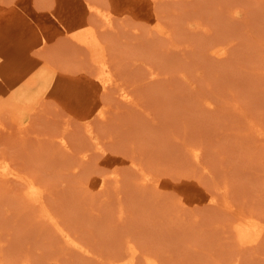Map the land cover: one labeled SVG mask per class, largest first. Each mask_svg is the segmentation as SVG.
I'll return each instance as SVG.
<instances>
[{"label":"rangeland","instance_id":"obj_1","mask_svg":"<svg viewBox=\"0 0 264 264\" xmlns=\"http://www.w3.org/2000/svg\"><path fill=\"white\" fill-rule=\"evenodd\" d=\"M86 1L105 46L0 0V43L36 48L0 95V264H264V0Z\"/></svg>","mask_w":264,"mask_h":264},{"label":"bare ground","instance_id":"obj_2","mask_svg":"<svg viewBox=\"0 0 264 264\" xmlns=\"http://www.w3.org/2000/svg\"><path fill=\"white\" fill-rule=\"evenodd\" d=\"M93 2H95V4L94 3H90V2H88L86 0H61V2L58 4V6L51 12L49 17H50V19L52 18L51 20H55L61 26V28H62L61 30L66 32V34L68 33V35L70 34V35L74 36L75 39L77 38L78 40L83 41L84 42L83 45L86 43L85 46H87V45L91 46V47L92 46H94V47L97 46L98 47V45L101 46L100 45L101 44V42H100L101 40L99 41V38L96 35L97 33L95 32V29H94V27L92 25V22H91V18H90L91 14H92V12H95V13L101 15L104 18V20H105L104 24L106 23V24H108L110 26L111 24L115 23L113 21V19H114V16H113L114 10L106 11L103 8V5L100 6V3L98 4L96 1H93ZM121 2H122V0H117V4L118 5ZM21 38L22 37L20 36L19 38H14V40L13 39L12 40L9 39V42L6 43L5 40L8 41V38H7V39H5L2 42V44L0 43V95H1V91L2 90H5V92H9L8 95H5V96H7V98H6L7 101H9L11 98L13 99L14 96L16 97L15 92H17L18 89L21 88V87H17L18 85H20V81H21L20 79L21 78L16 79L12 75V73L16 72L17 70L23 69L22 71H25L24 72L25 74L22 76V78H24L25 76H27L32 71V67L29 69V66H30L31 61H32L31 60V54L35 52L36 48L33 50V52H31V50H32L31 42L30 43H25V42L22 41ZM48 39H49V37L47 35H44V36L41 37V39L40 38L36 39L35 40V44L36 45L37 44H44L46 41H48ZM32 44L34 46L33 42H32ZM103 45L105 46V44H103ZM99 49H102V48L99 47ZM225 49H227V47ZM96 51H97V49H96ZM92 52H93V50H92ZM94 52H93V55H94ZM103 53L105 54L106 52L103 51ZM96 54H97V52H96ZM99 57H100V54H99ZM104 59H105V61L104 60L102 62H101V60H99V61L102 64L105 63L104 65H106L107 63L110 65V63L107 62L108 61L107 58L104 57ZM44 63H46V62H44ZM100 66H103V65H100ZM111 69H107V67L104 68V66H103L102 70H99V72L95 75V77L90 80L91 83L93 82L94 84H97L99 86L98 90L101 91V92L107 90L108 88H110V86L113 83L116 82L115 78H117V77L115 76V74H113ZM31 76H32V74H31ZM24 80L26 82H28L29 78H26ZM35 80H36V78H35ZM30 84H31V82H30ZM28 85L29 84H27V86ZM20 86H22V85H20ZM126 88H127V91H123ZM72 89H73V91L76 94L79 93L75 89V87L74 88L72 87ZM58 90H59V87L56 84L55 80L49 82V84L45 88V91H48V93H51L52 91L55 93ZM68 91L69 90L67 89L66 92H68ZM121 94H122V96L125 97V99H129L130 98V92H128V87H123ZM2 95L4 96V94H2ZM0 97H2V96H0ZM2 98H1V100H3ZM6 99H4V100L6 101ZM10 102H11V100H10ZM10 102H7V103H10ZM1 107H3V106H1ZM70 107H71V105H70ZM7 108H8V106H7ZM9 108L11 110V107H9ZM8 110L6 111L7 113L10 111V110L9 111ZM9 113H11V112H9ZM2 117H0V119ZM0 121L2 122L3 119H1ZM1 122H0L1 126L2 125L4 126L5 123L3 124ZM197 155H198V153H197ZM105 179L104 178H97L94 181V183H95L96 186H102L103 184H105V182L107 180V179L106 180ZM30 187H31L30 190H29L30 191L29 193L31 194L30 196L33 197L36 200H41V192L40 191L38 192V190H40V189H36L35 188V190H34V188L32 189V185H30ZM200 199L202 200V198H200ZM203 199L205 200V198H203ZM44 209L47 211V208H44ZM47 213H48V211H47ZM50 218L52 219V217H50ZM55 221H56V219H55ZM251 226H252V224H250V226H249L251 229H248L247 232H251L252 231L253 228ZM237 227H238L239 233L242 234L243 231H244V228H245V223L240 222ZM244 237L249 239V238H252V237H255V236H252V237L251 236H244Z\"/></svg>","mask_w":264,"mask_h":264}]
</instances>
